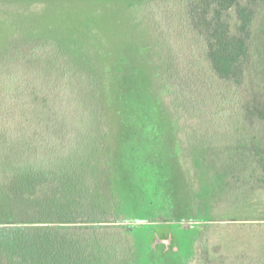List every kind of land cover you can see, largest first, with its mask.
Wrapping results in <instances>:
<instances>
[{
    "label": "trees",
    "instance_id": "trees-1",
    "mask_svg": "<svg viewBox=\"0 0 264 264\" xmlns=\"http://www.w3.org/2000/svg\"><path fill=\"white\" fill-rule=\"evenodd\" d=\"M147 4L169 92L213 129L236 130V143L212 148L221 155L209 160L211 169L263 187L264 96L257 101L240 88L264 0H182L181 51L169 42L160 5ZM0 37V264H133L117 226L91 225L102 221L93 181L106 187L108 178L102 75L110 61L121 67L132 59L99 32ZM200 148L193 146L196 154ZM99 229L110 235L98 237Z\"/></svg>",
    "mask_w": 264,
    "mask_h": 264
},
{
    "label": "rangeland",
    "instance_id": "rangeland-1",
    "mask_svg": "<svg viewBox=\"0 0 264 264\" xmlns=\"http://www.w3.org/2000/svg\"><path fill=\"white\" fill-rule=\"evenodd\" d=\"M149 1L160 5L169 42L181 51L182 0H0V36L99 32L101 41L132 59L121 67L110 61L102 75L108 178L106 187L93 181L91 202L101 206L102 221L91 225L117 226L133 264H264V186L240 173L221 179L211 169L209 160L221 155L212 148L236 143L230 136L236 130L213 129L169 92ZM183 52L188 55L187 45ZM250 52L240 90L258 101L264 96V8L253 21ZM193 146H201L197 154ZM202 189L208 193L199 196Z\"/></svg>",
    "mask_w": 264,
    "mask_h": 264
}]
</instances>
